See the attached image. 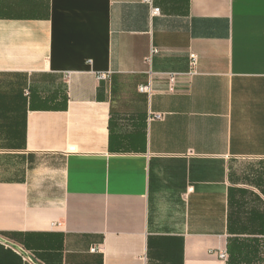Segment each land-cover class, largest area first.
Segmentation results:
<instances>
[{
  "label": "crops",
  "instance_id": "1",
  "mask_svg": "<svg viewBox=\"0 0 264 264\" xmlns=\"http://www.w3.org/2000/svg\"><path fill=\"white\" fill-rule=\"evenodd\" d=\"M231 237L264 241V0H0V264Z\"/></svg>",
  "mask_w": 264,
  "mask_h": 264
},
{
  "label": "trees",
  "instance_id": "2",
  "mask_svg": "<svg viewBox=\"0 0 264 264\" xmlns=\"http://www.w3.org/2000/svg\"><path fill=\"white\" fill-rule=\"evenodd\" d=\"M225 264H264V241L256 238L227 239Z\"/></svg>",
  "mask_w": 264,
  "mask_h": 264
},
{
  "label": "built area",
  "instance_id": "3",
  "mask_svg": "<svg viewBox=\"0 0 264 264\" xmlns=\"http://www.w3.org/2000/svg\"><path fill=\"white\" fill-rule=\"evenodd\" d=\"M148 2H150V1H148ZM158 13H159V9L158 8H153V7L151 8V15H157ZM195 64H196V57L194 55H190V65L191 66H195ZM97 79L100 80V81H105V80L108 79V75L106 73H99L98 76H97ZM146 89H147V87H142V86L139 87V90L141 92H143ZM154 118L159 119L160 115L156 114V115H154ZM90 251L92 253H94V252H96V248L92 247L90 249ZM220 256H221V258H224V257H226V254L222 253Z\"/></svg>",
  "mask_w": 264,
  "mask_h": 264
},
{
  "label": "rangeland",
  "instance_id": "4",
  "mask_svg": "<svg viewBox=\"0 0 264 264\" xmlns=\"http://www.w3.org/2000/svg\"><path fill=\"white\" fill-rule=\"evenodd\" d=\"M263 258H264V254L262 253V255H261ZM226 258H227V256H226Z\"/></svg>",
  "mask_w": 264,
  "mask_h": 264
}]
</instances>
